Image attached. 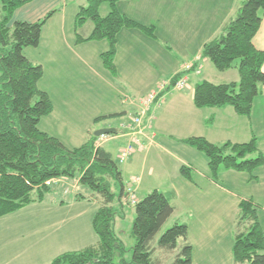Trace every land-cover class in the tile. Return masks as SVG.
I'll list each match as a JSON object with an SVG mask.
<instances>
[{
	"label": "crops",
	"instance_id": "1",
	"mask_svg": "<svg viewBox=\"0 0 264 264\" xmlns=\"http://www.w3.org/2000/svg\"><path fill=\"white\" fill-rule=\"evenodd\" d=\"M245 1L120 0L118 9L144 25L154 26L155 36L134 28H123L119 32L115 57L117 75L111 73L101 57L109 48L108 41L79 40L88 38L94 28L88 21L76 29V16L88 0H27L16 9L10 23L12 27L17 21L37 22L57 10L43 29L40 45L28 47L24 52L33 63L43 66L44 76L39 86L50 94L54 104L53 112L41 119L40 129L61 137L66 145L70 144L69 147H79L97 130L112 127L117 132L101 146L106 148L107 143L116 142L120 149L129 140V135L120 131V125L144 109V97L161 84L171 82L186 63L200 65V73H187L185 89L167 91L162 103L153 110L154 119L144 120L143 140L147 149L132 155L131 169L137 174L125 182L127 185L133 177H138L140 180L134 186L137 193L147 174L150 179H155V183L145 185L144 195L155 189L175 191V210L169 220L188 224L193 264H235L233 245L242 200H252L261 207L258 219L264 231V165L255 170L254 180L262 185L254 193L247 189L252 184L248 175L223 169L217 180L212 178L206 155L185 142L193 136L205 137L217 144L227 141L246 143L256 138L264 153V85L250 116L238 114L229 105L198 108L194 104V89L199 82L221 84L240 80L235 67L223 72L217 70L212 61L203 56V47L222 34L224 26L238 15ZM103 6L100 13L106 16L104 13L108 10ZM254 45L264 52V16ZM91 79L95 80L94 87L101 81L105 86L113 85L118 89L123 109L93 113L91 106L85 111L82 105L84 88L91 89ZM133 93L144 96L138 101L133 98ZM110 114L123 115L105 120H115L117 125L106 127L99 124L101 121L95 122L96 118ZM56 131L64 133L67 139ZM106 149L113 154L112 150ZM182 166L190 168L192 180L181 174ZM78 184L67 179L51 183L54 191H64L65 195H69L70 186H81ZM75 196L70 198L73 202L70 204L87 202L78 201ZM47 200L46 196L40 203L46 204ZM50 204L54 207L56 201L53 199ZM65 205L69 203L62 201L56 209L59 211ZM89 209L92 208L82 207V213L66 218L67 221L65 218L58 221L57 224L62 226L55 235H28L29 249L15 259L0 258V264H49L63 253L97 244L99 238L90 240L89 235H74L73 227L67 224L89 219ZM42 210L49 209H37L39 213Z\"/></svg>",
	"mask_w": 264,
	"mask_h": 264
},
{
	"label": "trees",
	"instance_id": "2",
	"mask_svg": "<svg viewBox=\"0 0 264 264\" xmlns=\"http://www.w3.org/2000/svg\"><path fill=\"white\" fill-rule=\"evenodd\" d=\"M0 217L16 212L30 204L43 202L54 190L50 180L78 181L90 193L76 194V200L99 201L93 217V227L99 241L78 251L63 253L49 264H162L154 259L153 246L174 213L175 191L155 189L134 205L136 217L132 234L136 244L131 249L132 260L125 259L128 248L115 232L116 200L122 208L126 185L122 170L114 155L97 145L92 135L83 145L69 147L59 137L40 129V121L50 115L54 104L50 94L39 82L44 68L33 63L24 50L38 47L43 29L53 10L37 22L17 21L10 26L17 8L27 0H0ZM120 0H88L76 16V29L91 21L94 28L83 41L106 40L109 48L101 54L105 66L117 75L115 57L118 34L123 28L140 29L155 36V27L147 26L118 9ZM108 3L110 11L102 16L100 8ZM264 16V0H246L238 15L229 21L222 34L203 47V56L217 70L237 68L238 82L214 84L199 82L194 89V104L198 108L232 106L240 115L250 116L256 97L264 85V52L254 45ZM179 73L173 80L179 78ZM123 114H110L95 119L100 122ZM208 158L212 178L217 180L221 170L252 173L264 165V153L256 138L246 143H212L205 137L185 140ZM181 174L192 180L190 168L182 166ZM112 181L120 185L117 195ZM261 207L252 200H242L236 221L233 245L235 264H264V231L258 219ZM188 224L176 222L158 240V248L172 252L178 241L184 240L173 264H193V247L188 241Z\"/></svg>",
	"mask_w": 264,
	"mask_h": 264
},
{
	"label": "rangeland",
	"instance_id": "3",
	"mask_svg": "<svg viewBox=\"0 0 264 264\" xmlns=\"http://www.w3.org/2000/svg\"><path fill=\"white\" fill-rule=\"evenodd\" d=\"M103 7H107L106 9L108 11H106V13L104 14H108V12L110 11L109 4L104 3ZM1 15H3V9H2V3L0 1V19H1ZM90 81H92L93 83L91 89L87 90L86 87L84 88V92H85L83 96L84 102H82V105L85 107L84 108L85 111L88 108H91V106L93 109V113L115 110V108H120V110L123 109V106L118 98V93H119L118 89L114 88L113 85L105 86L104 84L101 83V81H99L97 87H94L95 80L91 79ZM133 95H134L133 98H137L138 101L141 100V98L144 96L143 94L135 95L134 93ZM72 97H74V95H72ZM103 121L104 122L101 121L99 123L101 124V126L107 127L108 125H117V121L115 120H107V121L103 120ZM56 132H59L60 136H64V138L67 139L64 133H61L60 131H56ZM68 145L70 144L68 143ZM105 146L106 148L112 150L114 154V159L118 163L120 169L122 170L124 182H126V180H129L131 176L137 174V171H133L131 169L130 159L123 164L119 163L118 161L119 149H118V144L116 142H109ZM235 173H238L241 176L248 175V177L251 179L252 184L247 186V189L251 190L252 192L254 191L257 192V189H260L262 182L259 183L258 181L255 182L254 180L256 179L255 175L257 171L255 172L253 171L252 173L235 171ZM143 178H144V184L141 188H139V190L136 193L138 200H141L146 196L143 193L145 185L150 184V182L155 183V179H150L147 174ZM238 180H241V178H238ZM74 183L78 184L77 181H74ZM73 186H70L71 190L69 192V195H65L64 191L57 192L53 190L52 192L46 195L48 199L46 204H41L40 202H36L16 212L0 217V258L7 257L10 259H15V257L18 254H20L26 249H29L30 244L28 243V235L57 234L59 229L58 227L62 226L61 223L57 224V222L63 218L65 219L70 218L72 215H77L82 213L81 212L82 207L92 208L91 210L89 209L90 210L89 219L87 218V220H82V219L77 221L75 220L71 224L69 221L67 222V224H69L71 228L73 227L72 229L74 231V235H89L90 240L98 239L99 237L96 231L94 230L92 222L94 215L99 209L100 206L99 201L93 199V200H87V202L70 204V202L72 201L71 200L72 195L74 196L78 193H82L86 196H90V193L87 190H85L82 186H76V187ZM112 189L117 195H119L120 192L119 183H117L116 181H112ZM257 194L259 195V193H256V195ZM257 198L259 197H256V200H259ZM53 199L56 201V205L54 207L51 206L50 204V202L53 201ZM62 201H64V203H69V205H65V207L61 208V210L58 211L56 209L57 204L61 206ZM122 204H124V206L121 208L120 202L116 200V202L113 205L117 210V216L115 221V232L117 236L123 240L126 247L128 248V252L125 253V259L132 260L133 254L131 252V249L136 244V239L132 234V226L136 217V211H135V207L133 206L134 203L130 201L128 195H126L123 198ZM38 208H48L49 210L46 211L42 210V212L39 213L37 211ZM86 211L84 212L87 213ZM43 212H48V213L47 215L41 217L40 215ZM174 223L175 221H173L172 219L168 220L167 223L162 228V231L156 236L153 242V246L156 247L157 249V251L154 254V259L156 260L160 258L162 260V264H173L183 244V240L180 239L178 241V248L172 252L162 251L161 249L158 248L159 238L167 229L171 228L174 225ZM25 260H27V257L25 258Z\"/></svg>",
	"mask_w": 264,
	"mask_h": 264
},
{
	"label": "built area",
	"instance_id": "4",
	"mask_svg": "<svg viewBox=\"0 0 264 264\" xmlns=\"http://www.w3.org/2000/svg\"><path fill=\"white\" fill-rule=\"evenodd\" d=\"M191 71L200 73V65L194 62L186 63L178 79L161 84L157 90L144 97L142 101L144 109L136 115H133L129 121H123L121 123L120 131L127 133L129 135V140L119 149L118 161L120 164L128 161L133 154L147 149V144L143 140L144 126L146 127L144 120L146 118L150 121L154 119L153 110L162 103L167 91L170 89L183 90L187 87V73ZM112 137L113 136L110 135H101L97 139L96 144L101 145L103 141ZM139 180L138 177H133L126 186L127 195L134 204L138 201L134 186ZM52 182H55V180H50L48 184Z\"/></svg>",
	"mask_w": 264,
	"mask_h": 264
},
{
	"label": "water",
	"instance_id": "5",
	"mask_svg": "<svg viewBox=\"0 0 264 264\" xmlns=\"http://www.w3.org/2000/svg\"><path fill=\"white\" fill-rule=\"evenodd\" d=\"M116 132V128H102V129H99L95 132V136L99 137L101 135H106V134H112V133H115Z\"/></svg>",
	"mask_w": 264,
	"mask_h": 264
}]
</instances>
